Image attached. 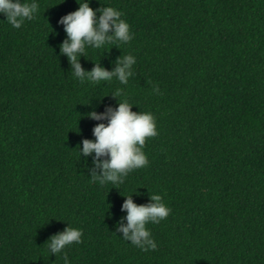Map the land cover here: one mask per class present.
Instances as JSON below:
<instances>
[{"label":"trees","instance_id":"1","mask_svg":"<svg viewBox=\"0 0 264 264\" xmlns=\"http://www.w3.org/2000/svg\"><path fill=\"white\" fill-rule=\"evenodd\" d=\"M38 4L19 28L0 15V264H63L44 244L67 223L82 229L71 264H264V0H91L133 36L79 62L111 70L132 54L127 84L73 77L57 21L78 4ZM116 88L153 113L157 135L146 166L100 185L77 146L107 122L86 113L115 108ZM153 193L171 211L147 225L157 246L144 251L116 225L124 196Z\"/></svg>","mask_w":264,"mask_h":264},{"label":"clouds","instance_id":"2","mask_svg":"<svg viewBox=\"0 0 264 264\" xmlns=\"http://www.w3.org/2000/svg\"><path fill=\"white\" fill-rule=\"evenodd\" d=\"M78 8L59 18L66 38L59 45L60 54L65 55L71 66L73 77L81 83L85 81H108L115 77L121 84H127L133 75L136 58L132 54H123L111 70L93 63L90 71L82 68L79 58L85 57L87 48L98 49L113 43H127L133 33L122 12L112 6L104 5L97 9L90 6L91 0H76ZM38 0H0V15L13 28H19L25 20L33 19L38 10ZM53 30V29H52ZM153 92H159L158 86ZM123 89L116 88L111 95L118 99L115 108L107 106L104 112L90 111L87 118L100 122L93 126V139H83L77 146L80 157L93 154L90 178L100 185L110 182L123 183L125 176L133 169L147 165V156L143 151L146 138L157 135L156 119L150 111H132L133 104L122 98ZM103 157V159H101ZM98 169L99 171H95ZM121 210L126 215L121 218L126 223L118 222L116 231L132 245L147 251L156 248L149 223H159L165 219L170 208L163 202L158 193L149 195L146 204H137L132 195L124 196ZM82 229L70 226L53 235L45 242L50 254L60 255L63 264H71L67 251L74 242L79 243Z\"/></svg>","mask_w":264,"mask_h":264}]
</instances>
